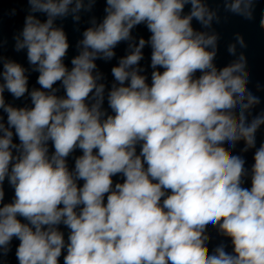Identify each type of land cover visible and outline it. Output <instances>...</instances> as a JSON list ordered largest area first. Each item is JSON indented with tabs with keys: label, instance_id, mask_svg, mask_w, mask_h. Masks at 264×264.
Masks as SVG:
<instances>
[{
	"label": "clouds",
	"instance_id": "obj_1",
	"mask_svg": "<svg viewBox=\"0 0 264 264\" xmlns=\"http://www.w3.org/2000/svg\"><path fill=\"white\" fill-rule=\"evenodd\" d=\"M97 2L27 0L14 50L26 52L39 88L29 90V69L0 54V264L14 239L18 264H264V142L256 148L264 110L252 114L262 100L237 54L244 37L235 35L227 46L235 59L218 67L221 17L209 0H104L69 69L57 20L79 23ZM258 2L222 0L248 21ZM140 25L147 39L133 37ZM122 42L128 51L108 88L96 61L114 59ZM5 92L31 107L6 102ZM241 141V152L256 149L250 183L232 151ZM5 181L14 190L7 203ZM209 225L231 251H209Z\"/></svg>",
	"mask_w": 264,
	"mask_h": 264
},
{
	"label": "water",
	"instance_id": "obj_2",
	"mask_svg": "<svg viewBox=\"0 0 264 264\" xmlns=\"http://www.w3.org/2000/svg\"><path fill=\"white\" fill-rule=\"evenodd\" d=\"M105 6L106 5L104 3V0H98L91 12L81 13V20L79 21V23H74L71 16L63 20H57V25L63 27L70 44L68 55L64 60V63L67 67H69V69L72 67L70 63L71 58L78 54L76 45L77 42L82 39L83 31L91 26L90 21L93 17L96 18L98 23L103 19L105 15ZM209 6L213 9L218 10V13L221 17V22L219 24L213 25L215 31L220 35L218 45L219 50L215 61L218 67H223L235 59L234 56L229 55V53L227 52L228 44L235 42V35L239 33L244 37L247 47L240 48L238 45L237 54H239L240 52H243L245 54L247 58V70L250 73V83L248 87L256 95L260 96L262 100L261 104L253 109L252 114L255 115L261 110H264V29H261L259 26L261 15L264 14V0H259V2L255 5V18L251 21L225 12L222 0H209ZM28 9L29 6L27 4V0H0V41L3 42V46L0 47V54H2L6 58L20 63L25 68L29 69L26 75H29V90H31L32 88L40 87L37 84L38 73L31 71V68L27 62L25 51H21L18 53L14 50L15 42L13 39V37L21 31L24 24V18L28 14ZM13 10H15L14 13ZM188 10L189 8L186 7L185 12L187 13ZM40 19L44 20L45 17L43 15H40ZM193 23L195 28H197L198 30H202L200 29V25L198 23H196L195 21ZM132 35L138 40L140 37L147 39L150 36V33L147 31L144 25H140L133 30ZM127 51V43L122 42L115 49L116 57L114 59L109 62H105L103 60L96 61L98 71L101 72L104 76V80L101 82L105 83L108 88H110L111 84L113 83L111 68L117 65L119 58L125 56L127 54ZM143 54L144 59L140 63L141 66L145 69L144 74L148 76V82L150 83L152 72V69L150 67L151 48L146 46L143 49ZM198 75L199 73H197V76ZM55 87L60 88V91L57 93V95L63 96L64 91L60 87L59 83ZM5 99L6 102L12 103L15 106L27 105L31 107L30 99L27 96L20 100H14L10 94L5 92ZM104 108H108L106 100ZM262 142H264V126H262L257 133L256 148H258ZM49 146L51 151V145ZM243 147L244 144L241 141L236 145L234 149H232V151L236 154H241L245 159V167L249 170V175L245 177V180L247 183H250V169L252 164L254 163L253 156L256 149L252 148L247 152H241ZM137 152L139 153V146L137 147ZM81 154L82 153L77 150L72 156L68 158V165L70 169L74 167V157ZM113 179L114 182H123V178L120 176L114 177ZM82 183L83 182L81 181L80 184L82 185ZM4 189L6 193L4 202H11L14 196V190L8 185L7 181H5ZM60 230L63 231L65 240L67 241L69 230L62 225L60 226ZM207 234L210 237V240L207 242V246L210 252L221 244H224L226 246V249L228 251H231L232 244L230 238H226L221 235L218 232L217 228L209 225L207 228ZM18 243V240H13L11 251L7 256L3 257L2 264H18L15 256V250ZM60 264H63V257L60 258Z\"/></svg>",
	"mask_w": 264,
	"mask_h": 264
}]
</instances>
